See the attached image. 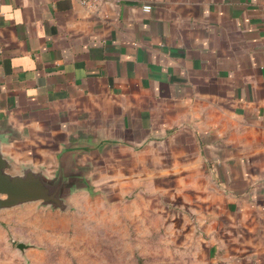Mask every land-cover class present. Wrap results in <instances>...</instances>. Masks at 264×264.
Here are the masks:
<instances>
[{"label": "crops", "instance_id": "obj_1", "mask_svg": "<svg viewBox=\"0 0 264 264\" xmlns=\"http://www.w3.org/2000/svg\"><path fill=\"white\" fill-rule=\"evenodd\" d=\"M87 1L0 0L3 152L163 200L194 264H264V0Z\"/></svg>", "mask_w": 264, "mask_h": 264}, {"label": "rangeland", "instance_id": "obj_2", "mask_svg": "<svg viewBox=\"0 0 264 264\" xmlns=\"http://www.w3.org/2000/svg\"><path fill=\"white\" fill-rule=\"evenodd\" d=\"M66 212L0 210V264H194L180 220L147 191L124 199L79 189ZM20 241L32 245L22 254ZM194 258V257H193Z\"/></svg>", "mask_w": 264, "mask_h": 264}, {"label": "water", "instance_id": "obj_3", "mask_svg": "<svg viewBox=\"0 0 264 264\" xmlns=\"http://www.w3.org/2000/svg\"><path fill=\"white\" fill-rule=\"evenodd\" d=\"M6 143L0 137V210H8L30 203L39 207L66 212L74 209L72 193L82 187H88L89 180L84 171L74 170L61 159L58 169L49 175L43 168L34 165L15 166L13 160L3 152ZM32 245L20 241L18 248L22 254Z\"/></svg>", "mask_w": 264, "mask_h": 264}, {"label": "built area", "instance_id": "obj_4", "mask_svg": "<svg viewBox=\"0 0 264 264\" xmlns=\"http://www.w3.org/2000/svg\"><path fill=\"white\" fill-rule=\"evenodd\" d=\"M83 2L84 3H87L88 1L87 0H83ZM151 5H149V4H146V5H144L143 6V9L146 11V12H149V11H151Z\"/></svg>", "mask_w": 264, "mask_h": 264}]
</instances>
